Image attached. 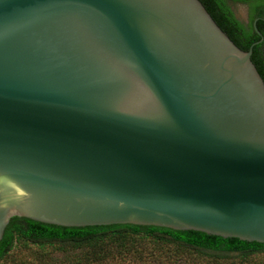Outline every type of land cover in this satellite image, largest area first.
I'll return each mask as SVG.
<instances>
[{"label": "water", "instance_id": "obj_1", "mask_svg": "<svg viewBox=\"0 0 264 264\" xmlns=\"http://www.w3.org/2000/svg\"><path fill=\"white\" fill-rule=\"evenodd\" d=\"M261 42L199 0H0V241L23 218L264 244Z\"/></svg>", "mask_w": 264, "mask_h": 264}, {"label": "trees", "instance_id": "obj_2", "mask_svg": "<svg viewBox=\"0 0 264 264\" xmlns=\"http://www.w3.org/2000/svg\"><path fill=\"white\" fill-rule=\"evenodd\" d=\"M199 1L242 51L260 40L257 30L264 38L263 20L247 31L224 0ZM257 1L251 21L264 18V0ZM251 60L264 81V40ZM0 264H264V244L159 227L65 228L12 218L0 241Z\"/></svg>", "mask_w": 264, "mask_h": 264}, {"label": "flooded vegetation", "instance_id": "obj_3", "mask_svg": "<svg viewBox=\"0 0 264 264\" xmlns=\"http://www.w3.org/2000/svg\"><path fill=\"white\" fill-rule=\"evenodd\" d=\"M226 5L228 6V8L230 9V11L232 12V14L234 15V18L248 31L249 28L251 26H253L256 29V22L259 21V20H263L264 21V18H260V17H256L253 21H251V15H250V11H251V6L252 5H256V3H258L257 0H252L251 3H244V2H241V1H238V0H224ZM228 3H239V4H245L246 6L249 7L248 9V15H247V21L246 23L244 24V22L240 21L239 19H237V17L235 16L234 12L232 11V9L230 8L229 4ZM257 33L258 35L261 34L260 31L257 30ZM260 36V35H259ZM262 38V41L264 40L262 34L260 36V39Z\"/></svg>", "mask_w": 264, "mask_h": 264}, {"label": "rangeland", "instance_id": "obj_4", "mask_svg": "<svg viewBox=\"0 0 264 264\" xmlns=\"http://www.w3.org/2000/svg\"><path fill=\"white\" fill-rule=\"evenodd\" d=\"M232 11L234 12L237 19L244 22V24L247 21V15H248V9L249 7L245 4H239V3H228Z\"/></svg>", "mask_w": 264, "mask_h": 264}]
</instances>
